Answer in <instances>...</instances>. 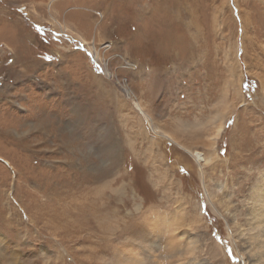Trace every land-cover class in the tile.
Listing matches in <instances>:
<instances>
[{
	"label": "rangeland",
	"instance_id": "obj_1",
	"mask_svg": "<svg viewBox=\"0 0 264 264\" xmlns=\"http://www.w3.org/2000/svg\"><path fill=\"white\" fill-rule=\"evenodd\" d=\"M187 149L211 162L200 167ZM70 152L76 174L87 160L93 172L113 160V176L96 174L94 187L123 172L116 184H128L129 202L173 218L170 229L146 230L150 249L241 264L251 237H238L239 225L264 185V0H0V264L16 248L22 264H106L117 249L143 247L124 235L105 251L97 228L81 232L86 242L50 230L34 201L50 195L34 192L64 177ZM204 184L222 208L204 200Z\"/></svg>",
	"mask_w": 264,
	"mask_h": 264
},
{
	"label": "bare ground",
	"instance_id": "obj_2",
	"mask_svg": "<svg viewBox=\"0 0 264 264\" xmlns=\"http://www.w3.org/2000/svg\"><path fill=\"white\" fill-rule=\"evenodd\" d=\"M66 28L67 27L63 26V27H61V30L66 31L67 30ZM92 46H93V44H92ZM95 51H97V50L95 49ZM95 51H94V57L97 59V61L102 62L101 64L104 68L105 75L108 76L109 72L107 71L108 69H107L106 62L104 60H102L100 58V55L99 54L97 55V53H95ZM4 91L5 90H3L2 92H4ZM125 92L128 95L130 94V91L127 89H125ZM135 105H136L137 109L144 115V117L150 123L151 121H150L149 115L147 113H145V111L142 109V107L139 105V103L135 102ZM46 119H47V117H46ZM38 123L40 126H41V124H43L42 120H40V122H38ZM45 123L47 124L48 122H45ZM45 123L41 127H45L46 126ZM54 128H55V126H54ZM54 128H51V129L55 130L56 128L55 129ZM59 128H61V127H59ZM40 129H42V128H40ZM43 129H44L43 131L47 130V128L46 129L43 128ZM2 130H4L6 133L4 135L9 136L10 135L9 133H11V132H9V129H2ZM220 131H221V126H219V128L217 129V134ZM50 132H51V130H50ZM1 133H3V131H1ZM161 135L163 136V134H161ZM165 136L170 137L168 135H165ZM170 138H172V137H170ZM67 140H69V139H67ZM63 141H65V140H63ZM213 143H214V140H213ZM22 144H23V142H22ZM211 144H212V142H211ZM211 144H209V146ZM84 146H86V144ZM179 146L181 148L185 149V147L182 144H179ZM105 149H108V147ZM188 150L189 149H187V151ZM68 151H71V150H68ZM189 151H191V150H189ZM191 154L190 155L193 156L195 162H197L200 165V167L202 165H206L209 162H211V159L207 158L206 156H203L199 152L191 151ZM106 155H108V153ZM75 158L76 157L74 156V154L72 152H70V155H67L66 158H64L65 160H63V162H65L64 165L66 166V168H65L66 173H65L63 178L56 181V185L51 184L50 181H47L45 183H39V187H38L39 190L34 192L35 197H38V195H40L41 193H46L47 195H50L48 197V199H45V200L41 199L42 202L39 201L40 199H36V198L34 199V201L36 202V204L39 207V209H36V210L39 212L40 216L45 218L46 224L49 226L50 230L56 231L55 232L56 235L57 234L61 235V242H64V241L71 242L73 239V238H69V235L71 233H74L75 239L77 241L79 240L80 242H86L88 239H86L87 237L81 235V232L86 231V233H87V231H92V230L97 228V230L93 234H91V236H95V238H97L101 241H104L106 243L105 246H101L105 251H107V248L110 251L111 247L114 245V242H116L120 236L125 235V236L130 237L132 240L143 239V240H141L142 242H141V246H140V247H142V246L143 247L141 249L139 248L140 251L131 250L130 248L128 250H127V248H121V249H117V251L115 250V252H114V248H113L112 251L114 252V259L111 261H108L106 264H162V261H160L159 258L166 259L167 261L169 260L170 261L169 264H189V262L187 261V259H188L187 256H185V257L181 256V259L176 258V259L172 260V258L176 254V252L174 250L170 251V249L167 248V247H169L166 245V242H169L166 240L167 238H164L166 240V242H165V240L164 241L162 240L163 243L165 242V246H167V247H164V245L161 246L162 248H160V251L157 250V249H159L158 247H157V249H155L156 247L154 249H152V247H151V249H150V246L153 245L154 243L152 244L151 237H149L148 235L144 236L146 230H149L148 232H151V231L156 232V229H158V230L159 229L163 230L164 228L170 229V227H167V226H171V225H169V224H171V223H169V221H170V219L172 220L173 218H169V220H168V218H167L168 214L166 212H164L163 210L155 209V208H152V209L149 208L146 212H144V211H142L144 209L143 203L135 201L134 199L129 202L128 193H129L130 189H129L128 184H124V183L121 185L116 184V183H119L121 180L123 181V179H126L125 174L123 172L119 177H117L115 179L111 178V180H106L105 182L98 184V186H96V187H94L91 184L92 182L95 183L94 180L98 179V176H96V174L99 175V178H102L103 180L105 178L111 176V175L113 176V174H111V170H114L117 167V166H113V163H114L113 160H112V163L110 161L109 162L107 161L104 164H102L100 167L101 170H98V172H96V170H95V172H93L94 168H96V167H94L92 165L91 159L87 160V163L89 164L88 167L90 170L88 172H86L85 168L84 169L81 168L82 170H80L76 174L73 171V167L75 166ZM105 158H106V156H105ZM117 159H118V155H117ZM84 161H86L85 157L83 158V163H84ZM116 162L118 163V160ZM85 165H86V163H85ZM200 171H201V169H200ZM114 174H116V173H114ZM260 177L263 178V179L262 178H260V179L264 180V173ZM27 180H28V182L32 181L31 179H27ZM97 181H99V180H97ZM32 182H34V181H32ZM38 182H40V181H38ZM252 190H253L252 191V198L250 201H248L249 207L247 208V209H249L248 219L246 221V224L248 223L247 224L248 227H246V230H244V227L239 225V231L237 233L238 237L239 236L245 237L246 235L251 237L250 238L251 240H246L247 241L246 242L247 243L246 258L244 259V257H242L240 255V257H241L240 260H241V264H264V251L259 252L257 255H254V253H253L254 249H260L261 247L263 248L262 250H264V241L262 242L263 244L259 245V246H256V245H258L259 241H254L255 236L261 237V239H264V185L263 186L254 185ZM213 193H214L213 190H209L207 188V186L204 184L203 192H202L204 200L206 199V201L213 207L212 209L215 211V209H217V204H218L219 208H222V206H221L222 201H220L219 198L214 199ZM93 195L96 196L95 200H93L94 199ZM78 197H80V198H78ZM126 202H129V203H126ZM129 204L133 205V208H132L133 210L131 209L130 212H126L125 210L128 209ZM165 213L167 215H165ZM219 214L222 215V213H219ZM180 217L182 218V216H180ZM138 218H141V221H138L137 220ZM38 219L40 220V218L37 217V220L35 221L33 219L32 222L36 223L38 221ZM224 219L227 222L228 226H230V223H233L235 221L234 217L229 218V220H231V222H229L228 217H226V216H224ZM35 223H34V225H36ZM233 224L236 225L235 222ZM175 225H178V223ZM40 228H39V230L41 231ZM153 232H152V234H153ZM158 233H159V231H158ZM171 233H173V232H171ZM148 234H150V233H148ZM163 234H165V232ZM166 234L168 235L169 232H167ZM166 234L164 235V237L166 236ZM148 237L150 238V240ZM168 237H169V235H168ZM19 238L20 237H18V239ZM157 238H158V235L156 238H153V239L156 240ZM184 238H186V236ZM131 239H130V241H131ZM172 239L173 238H171V240ZM248 239H249V237H248ZM162 242H160V245ZM139 244H138V246H139ZM176 244H173V245H176ZM180 245H182V247L184 246L182 243H180ZM180 245H179V247H181ZM189 245L191 246L190 243H189ZM89 246L92 249L95 248L94 251L98 252V250L96 249L97 245L96 246L95 245L94 246L89 245ZM124 246H125V244H124ZM257 247H259V248H257ZM186 248H188V250L189 249L191 250V248H189L188 246ZM178 250H179V253H181L180 251H182V249L180 248ZM190 250H189V252H190ZM7 251L8 250H5V253H7ZM155 252L158 254L157 255L154 254ZM7 256H9V255L7 254ZM10 256L12 257V259L10 260V262L7 261V264H22L20 262V259H19L20 255H19V250L17 248L12 251ZM2 259L4 261L7 260V258H4V256ZM57 260L62 261V259H59V258H57ZM192 264H194V263H192Z\"/></svg>",
	"mask_w": 264,
	"mask_h": 264
}]
</instances>
